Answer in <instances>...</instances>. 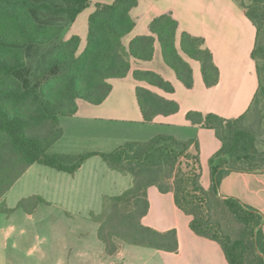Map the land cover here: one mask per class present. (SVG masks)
<instances>
[{"label":"trees","instance_id":"16d2710c","mask_svg":"<svg viewBox=\"0 0 264 264\" xmlns=\"http://www.w3.org/2000/svg\"><path fill=\"white\" fill-rule=\"evenodd\" d=\"M256 27L252 58L256 63L259 88L249 109L236 118L189 111L193 124L213 129L222 143L210 159L211 186L202 184L203 168L197 138L179 140L159 134L148 140H129L110 152L63 153L54 145L64 134L62 117L73 116L79 101L101 104L110 95L114 78L126 77L132 60L151 61L155 43L162 47L165 62L187 87L194 86V71L187 57L201 65L206 86L220 77L213 53L205 39L182 32L177 45L179 22L171 13L155 17L149 34L125 38L135 27L131 11L139 0L96 3L88 19L86 43L79 35L64 37L76 18L92 5L91 0H62L66 6L47 1L0 0V202L35 163L74 175L90 157L99 155L117 171L131 175L132 185L122 194L106 196L103 209L92 218L99 223V238L108 254L119 243L177 253L180 243L175 228L159 231L142 219L150 209L148 189L172 192L177 207L191 217L195 234L217 242L229 264H264V215L252 206L220 192L222 179L232 171L264 172V152L257 147L256 132L246 123L247 115L264 95V0H239ZM248 1V3H247ZM64 13L68 24L41 23L35 13ZM53 43L52 52L40 59L29 74L27 50ZM83 46V48H82ZM135 79L173 93L172 82L152 70L136 69ZM137 99L145 122L179 111L176 100L138 86ZM47 203L35 195L22 199L18 207L32 213Z\"/></svg>","mask_w":264,"mask_h":264},{"label":"crops","instance_id":"0c3cea01","mask_svg":"<svg viewBox=\"0 0 264 264\" xmlns=\"http://www.w3.org/2000/svg\"><path fill=\"white\" fill-rule=\"evenodd\" d=\"M114 1L91 0L92 5L79 14L66 38L79 35L84 45L88 19L95 4ZM163 13H171L179 22L178 46L184 31L205 39L219 68L218 83L206 86L200 63L187 57L194 71V86L187 88L165 62L157 40L151 61L133 59L131 72L126 77L110 80L113 89L104 102L95 105L80 100L77 113L61 119L64 134L55 151L107 152L109 150L92 143L102 135L115 136L112 129L119 125L125 127L121 141H144L159 134L173 135L179 140L197 138L202 184L208 189L212 182L210 159L221 149L222 143L213 129L193 124L187 119V113L194 110L236 118L249 109L259 88L257 67L252 58L256 27L239 0H139L131 11L135 27L125 42L149 34L151 21ZM136 69L159 73L173 83L175 91L169 93L135 79ZM138 86L176 100L179 111L160 114L152 122H145L136 94ZM131 185V175L112 169L99 155L88 158L74 175L33 164L5 195L4 204L15 211L22 199L35 195L47 203L39 204L32 213L22 208L25 213H6L0 202V264H229L217 242L193 232L191 217L177 207L174 194L162 193L156 186L148 189L150 209L142 222L159 231L177 229L179 251L172 253L119 243V250L108 254L99 238V223L92 214L101 213L106 196L122 194ZM219 192L264 215V172L232 171L222 179ZM41 205L60 206L65 213L38 214L36 211ZM73 207H87L88 214L76 215L72 213Z\"/></svg>","mask_w":264,"mask_h":264},{"label":"rangeland","instance_id":"374dc122","mask_svg":"<svg viewBox=\"0 0 264 264\" xmlns=\"http://www.w3.org/2000/svg\"><path fill=\"white\" fill-rule=\"evenodd\" d=\"M39 2L41 1H47L53 4L54 6H66L62 0H37ZM248 3V1H247ZM35 18L37 21L41 23H52L56 25H63L64 27L67 26L68 24V17L64 13L60 14H50L44 11H38L35 13ZM70 29V28H69ZM69 29L64 32V37H67ZM54 44H46V45H41V46H32L29 47L27 50L28 57H27V62H28V67L30 69L29 74H31L34 70H37L38 68V63L40 59H44L50 55L52 52ZM83 48V46H82ZM61 119H64L63 117ZM246 123L250 126L253 127V129L256 132V139H257V147L260 151L264 152V95L262 94L259 98V102L256 106L252 108V110L248 113ZM125 127L124 126H116L112 129L114 130V133L111 132L112 134H115V136H110V135H102L100 136L101 138L97 140V142L92 143L94 146L102 147L105 148L106 150H109L107 152H110L123 144L126 141H121L123 140V134H125ZM56 143L54 145V150L59 149V146ZM89 145H86L88 147ZM104 149V150H105ZM81 152H86V151H81ZM26 181V180H25ZM35 182H33L34 184ZM9 202H12L11 196L9 197ZM74 208V214L76 215H83L86 216L88 214V211H86L87 207L82 208V207H73ZM100 210V209H99ZM9 213H25L24 210L21 208L15 209V211L11 210ZM38 214H60V213H65L62 210V207H54V206H46V205H41L38 210L36 211ZM90 225H96L95 222H89ZM150 249V248H148ZM152 251V250H150Z\"/></svg>","mask_w":264,"mask_h":264}]
</instances>
